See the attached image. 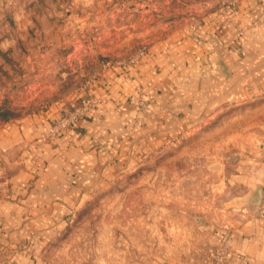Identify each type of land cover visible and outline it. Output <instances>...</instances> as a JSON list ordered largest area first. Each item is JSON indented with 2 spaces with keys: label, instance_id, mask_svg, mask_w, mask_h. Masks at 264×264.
Segmentation results:
<instances>
[{
  "label": "rangeland",
  "instance_id": "1",
  "mask_svg": "<svg viewBox=\"0 0 264 264\" xmlns=\"http://www.w3.org/2000/svg\"><path fill=\"white\" fill-rule=\"evenodd\" d=\"M242 1L0 0V130L52 105L69 111L94 97L98 107L102 99L88 92L109 69L129 68L153 43L216 10L239 12ZM148 105L134 102L138 112ZM246 111L223 110L104 171L36 264H251L237 245L238 204L228 200L245 140L263 144L241 137ZM229 210L231 231L221 228Z\"/></svg>",
  "mask_w": 264,
  "mask_h": 264
},
{
  "label": "crops",
  "instance_id": "2",
  "mask_svg": "<svg viewBox=\"0 0 264 264\" xmlns=\"http://www.w3.org/2000/svg\"><path fill=\"white\" fill-rule=\"evenodd\" d=\"M204 21L156 41L129 68L109 69L88 92L101 104L63 136L50 139L48 129L64 104L0 130V264L40 262L47 238L68 225L104 171L243 106L241 137L263 144L245 140L228 200L241 217L238 248L264 264V0H243L239 12L216 10ZM139 97L149 104L144 112L134 108ZM231 216L222 229L235 227Z\"/></svg>",
  "mask_w": 264,
  "mask_h": 264
},
{
  "label": "built area",
  "instance_id": "3",
  "mask_svg": "<svg viewBox=\"0 0 264 264\" xmlns=\"http://www.w3.org/2000/svg\"><path fill=\"white\" fill-rule=\"evenodd\" d=\"M99 102L98 98H86L78 106L69 109V111H63L50 126L48 130L49 136L57 138L70 132L78 123L86 118L92 109L97 107Z\"/></svg>",
  "mask_w": 264,
  "mask_h": 264
}]
</instances>
